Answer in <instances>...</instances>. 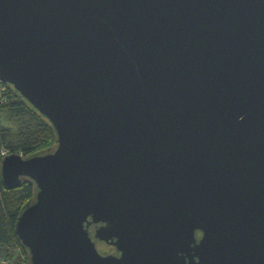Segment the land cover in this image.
Wrapping results in <instances>:
<instances>
[{"label":"water","instance_id":"obj_1","mask_svg":"<svg viewBox=\"0 0 264 264\" xmlns=\"http://www.w3.org/2000/svg\"><path fill=\"white\" fill-rule=\"evenodd\" d=\"M0 79L56 135L1 161L29 264H264V0H0Z\"/></svg>","mask_w":264,"mask_h":264},{"label":"trees","instance_id":"obj_2","mask_svg":"<svg viewBox=\"0 0 264 264\" xmlns=\"http://www.w3.org/2000/svg\"><path fill=\"white\" fill-rule=\"evenodd\" d=\"M10 91L14 90L10 87ZM15 93V92H14ZM8 107L18 113H29L33 115L38 126L30 136L14 145L12 141L7 142V146L11 148V153L19 151L24 156L33 155L39 152H45L55 147L56 135L50 122L38 111H36L23 97L19 94H13L6 101ZM6 141V135H3ZM18 152V153H19ZM1 161L0 158V244L8 245L16 243L25 254L24 264H29V252L22 245L15 234L16 222L23 208L29 201H33L35 197L36 185L29 179H24L22 184L14 189H8L4 186L1 177Z\"/></svg>","mask_w":264,"mask_h":264},{"label":"rangeland","instance_id":"obj_3","mask_svg":"<svg viewBox=\"0 0 264 264\" xmlns=\"http://www.w3.org/2000/svg\"><path fill=\"white\" fill-rule=\"evenodd\" d=\"M6 103H0V158L4 157L3 150L8 149L11 153V148L7 146L8 141L18 145L19 142L30 136L38 126V121L33 115L18 113L5 105ZM4 134L6 141H4ZM24 261L25 254L16 243L0 244V264H24Z\"/></svg>","mask_w":264,"mask_h":264},{"label":"built area","instance_id":"obj_4","mask_svg":"<svg viewBox=\"0 0 264 264\" xmlns=\"http://www.w3.org/2000/svg\"><path fill=\"white\" fill-rule=\"evenodd\" d=\"M13 94L15 93L10 91V87L0 79V103H5ZM7 150L2 151L3 156L9 154Z\"/></svg>","mask_w":264,"mask_h":264},{"label":"flooded vegetation","instance_id":"obj_5","mask_svg":"<svg viewBox=\"0 0 264 264\" xmlns=\"http://www.w3.org/2000/svg\"><path fill=\"white\" fill-rule=\"evenodd\" d=\"M98 246L102 253H105V254L112 253L116 255L120 254V252L116 250L115 246L112 243L105 242V241H99Z\"/></svg>","mask_w":264,"mask_h":264}]
</instances>
